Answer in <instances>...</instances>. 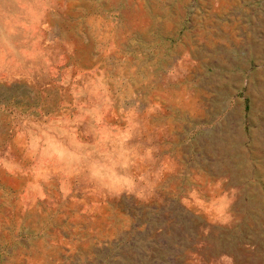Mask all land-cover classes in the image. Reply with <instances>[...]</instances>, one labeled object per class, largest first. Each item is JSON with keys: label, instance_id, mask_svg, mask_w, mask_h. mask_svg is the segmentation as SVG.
<instances>
[{"label": "rangeland", "instance_id": "rangeland-1", "mask_svg": "<svg viewBox=\"0 0 264 264\" xmlns=\"http://www.w3.org/2000/svg\"><path fill=\"white\" fill-rule=\"evenodd\" d=\"M0 264H264V0H0Z\"/></svg>", "mask_w": 264, "mask_h": 264}]
</instances>
